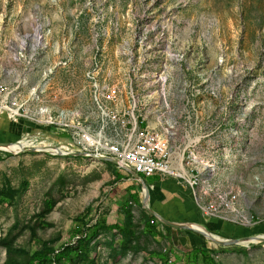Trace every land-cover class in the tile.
I'll list each match as a JSON object with an SVG mask.
<instances>
[{
    "label": "rangeland",
    "instance_id": "374dc122",
    "mask_svg": "<svg viewBox=\"0 0 264 264\" xmlns=\"http://www.w3.org/2000/svg\"><path fill=\"white\" fill-rule=\"evenodd\" d=\"M95 61L98 67H93ZM162 83H167L166 99ZM94 84L114 86L118 101L104 96L106 108L122 101L127 108L134 93L145 107L138 116L150 121L162 117L174 143L183 139L189 87L196 86L190 105L201 116L210 119L217 114L224 121L197 140L200 169L205 164L215 167V194L232 191L239 196L230 208L214 205L226 220L222 233L234 237L239 228L251 234L233 223L246 210L250 217L264 218V0H0V101L6 96L15 103L9 107H20L18 113L4 108L0 112L28 119L31 133L38 135L35 127L47 126L39 122L47 117L40 108L73 109L79 111L74 120L78 127L93 121L88 108ZM23 134L13 138L15 148H21ZM39 139L73 150L69 144ZM111 163L92 156L0 150V188L5 179L21 188L12 202L0 203V239L26 250L40 248L31 237L33 229L39 240L58 248L76 243L70 231L81 212L88 210L89 224L99 215L108 223L120 221L122 195L139 182L124 171L128 178L116 181L117 167ZM140 177L145 183L159 179ZM141 191L139 186V204L132 202L131 211L142 250L116 257V263L164 264L159 253L165 255L168 248V264H193L189 251L210 241L179 228L171 229L169 239L147 234L143 222L148 212L141 207ZM174 195L181 209L171 218L199 221L201 214L189 192L177 188ZM46 200L53 207L40 217ZM207 226L221 233L220 222ZM157 227L165 233L163 224L158 222ZM114 234L101 230L90 238L100 262L112 264L108 243L111 239L118 243ZM243 248L221 249L212 256L217 264H264V242ZM5 258V246L0 244V264Z\"/></svg>",
    "mask_w": 264,
    "mask_h": 264
},
{
    "label": "built area",
    "instance_id": "2783aa9c",
    "mask_svg": "<svg viewBox=\"0 0 264 264\" xmlns=\"http://www.w3.org/2000/svg\"><path fill=\"white\" fill-rule=\"evenodd\" d=\"M93 67H98L96 61ZM91 70L92 68L88 71L91 72ZM90 81H98V78L90 79ZM88 85L90 87V83ZM166 86L167 83H162L163 99H166L164 98V88ZM90 93L93 103H91L88 111H92L93 121L81 123L75 128H51L57 132L56 135H54L55 132L54 134L52 132L49 133L50 128H48L50 129L49 131H44L53 134L59 140L67 141L72 147V151L82 150L99 155H107L141 176L159 175L181 182L189 189L202 217L223 221V215L216 214V206L214 204L206 205L197 202L196 177L186 175L184 169V156L189 150L190 142L206 137L212 128L224 125V121H219L218 117H216L217 114L215 118L209 119L207 116L198 114L196 106L190 105V97H196V86L190 85L189 87L188 103L182 123L184 142L179 147L160 145L156 142L155 135L153 138H145V129L142 123L138 121V114L139 112H145V107L139 103L134 93L133 101L128 102V107L123 111L109 110V108L102 107L99 104L100 96H114V86L100 87V89L90 88ZM8 104L15 103L8 101L6 96H2L0 108L13 110ZM163 109H167V106H163ZM22 111L25 110L22 109ZM12 112L14 113V111ZM207 120H209V123H207ZM145 140L155 141V148H145ZM160 146H167V154H160ZM117 167L125 172L121 167ZM213 195L221 197V205L228 207L235 206V202L239 197L232 191L218 192V194ZM233 224L252 227L258 223H256V217H250L246 210L241 220H237V223Z\"/></svg>",
    "mask_w": 264,
    "mask_h": 264
},
{
    "label": "trees",
    "instance_id": "16d2710c",
    "mask_svg": "<svg viewBox=\"0 0 264 264\" xmlns=\"http://www.w3.org/2000/svg\"><path fill=\"white\" fill-rule=\"evenodd\" d=\"M142 126L144 127L145 125ZM36 127L41 128L36 130H39V134L41 135V137H43L44 140H49V143L58 146L68 145L67 141L59 140L53 134H49L44 131H49L51 128L55 127H49L50 129L41 125H38ZM39 138L40 137L35 138L34 145L40 143L41 140ZM117 168L115 172L116 181L127 179L128 177H125V175L122 174V171ZM139 186H137L136 188L128 187L129 189L125 191L126 194L122 195V197H124V200L121 205L120 211L123 217L120 221L108 223L104 215H99L94 222L89 224L85 221L88 210L77 215L73 220L74 225L70 231L71 237L76 239L75 244L65 242L62 243L58 248H55L50 245L49 241L39 240L38 237H36L35 231L33 229H31V237L36 241V243H40V248L34 247L30 250H26L22 247L14 246L13 244L7 243L0 239V244L4 245L6 249V258L2 264H106V261L100 262L96 253L92 251L89 242L90 238L101 230L114 231L115 234L113 236L117 235L119 238L117 244H114L115 240L113 239H111L108 243V246L110 248L109 258L112 261V264H117L116 257L121 258L129 251L137 252L142 250V248L137 244L136 241V224L133 221V214L131 211L132 202L139 204ZM20 191L21 188L12 187L9 180L5 179L0 188V203L12 202V200ZM52 207L53 202L50 200H46L45 209L39 216L43 217L44 214L52 209ZM146 215L147 217L143 222V230L152 237H155L157 234H162L163 236L168 235L167 238L169 239L170 231L174 227L163 224V228L165 230V233H163L160 229H158V222L156 221L155 217L149 215L148 213H146ZM223 221L226 222L225 220ZM204 225L210 231H212L210 227L207 226V222L204 223ZM208 243L209 245H197L195 246V248H192L189 251V258L192 259L193 264H217L212 254L218 252V250L221 249H232L235 251L245 250V248L239 245H233L232 247L228 248V246L216 245L211 242ZM167 249L168 248H166V254L168 256L169 252H167ZM166 254L164 255L163 253H159L160 259L164 261V264L171 263V261H169V258L166 257ZM20 255H25L26 258L19 259Z\"/></svg>",
    "mask_w": 264,
    "mask_h": 264
},
{
    "label": "bare ground",
    "instance_id": "6f19581e",
    "mask_svg": "<svg viewBox=\"0 0 264 264\" xmlns=\"http://www.w3.org/2000/svg\"><path fill=\"white\" fill-rule=\"evenodd\" d=\"M152 82H153V80H152ZM151 85H154V84H151ZM95 87H96V89H100V88H98L97 85H95ZM102 87H105V86H102ZM156 92H157L156 90H154L153 92H150V97L152 98V96ZM103 97L104 96L99 97V104L102 107H107V105L105 104V102H107V101L103 100ZM109 98H111L113 102L118 101L116 99V95L109 97ZM44 108H42V109L40 108V111L43 114L46 113L47 117L43 121H39V120H37V121L45 123L47 126L55 127L57 129H68V128H75L76 127L74 125V120L79 117V111L78 110H75V111L73 109L52 110V109H47L46 107H44ZM18 109L19 108H13V110H11V111H14V113H18L19 112ZM125 109H126V106L124 105V101H122V103H120V105H118V104L115 105L114 108H109V110H113V111H123ZM44 111H45V113H44ZM86 120H88V119H86ZM138 121L140 123H142V125H145L143 127L145 129V138H153V136L155 135V140L160 145H169L170 147H179L184 142V135H183V139L179 140L178 143H174L173 141L172 142L170 141L172 135L170 133L166 132V127L164 125V120L162 119V117H158L157 119H155V121H150L145 116H142V117L138 116ZM182 134H183V131H182ZM197 145H198V141H191L189 150L187 151V154L184 156V169L186 171V175H189L190 177H196V190L198 191L197 202L199 204H206V205L217 204V206L219 208L228 207L225 205H221V201H217V198L214 197L213 194H215V191H216L215 187L213 186V180H214V176H215V167L213 165L205 164L202 167V169H200L199 163L202 161H200L196 157L195 149H196ZM52 146L53 145H48L46 143H42L39 145L37 144V145H31V146H27V147H36V148H39L42 150L44 148H47V149L52 148L54 150V148ZM54 147H56V146H54ZM1 148L8 149V150H11L14 152L22 149V148L18 149V148L12 147V146H3ZM145 148H155V141L145 140ZM60 150L68 151L66 149H60ZM51 154H53V153H51ZM160 154H167V146H160ZM199 156H200V154H199ZM217 178H218V176H217ZM217 182H219V181H217ZM200 185H202L201 188H200ZM230 207L231 206H229L228 208H230ZM216 214L220 215L218 211H216ZM192 226L202 229V227H200L196 224H193ZM215 235H216L215 237H217V236L222 237L218 234H215ZM260 237H264V235L258 236V237H253V238L241 239L240 244L244 245V246H248L250 243L256 244L260 240L259 239Z\"/></svg>",
    "mask_w": 264,
    "mask_h": 264
},
{
    "label": "crops",
    "instance_id": "0c3cea01",
    "mask_svg": "<svg viewBox=\"0 0 264 264\" xmlns=\"http://www.w3.org/2000/svg\"><path fill=\"white\" fill-rule=\"evenodd\" d=\"M28 121H29L28 119H24L20 117H17V118L10 117L8 113H5V111L0 112V141L9 140L11 141L10 146L15 147V144L12 143L13 138L19 137V134L24 132V134L20 136L21 138H20L19 146L23 148L24 146L27 147V146L34 145L35 138L41 137V135L40 134L36 135L35 132L31 133V129L28 128V124H27L29 123ZM39 144H41V142ZM147 185L149 186V189H150V200H149L150 206L155 211H157L162 216H164L165 218L169 217V219L175 215L174 213L176 210L181 209V205L174 195L175 189L179 188L181 190H187L189 192V190L186 189V187H184V185L181 182L175 179L161 177V176H159V179L154 181V183H147ZM261 219H264V218H261ZM192 220L194 219H190V221ZM201 220L202 218H200L199 221ZM207 222H210V224L211 223L214 224L217 221L215 219H209ZM222 224L223 223L220 224L221 234L225 236L230 235V233L229 234L222 233V229H223ZM253 229L254 230H251V232H257L256 235L258 236L263 235L264 234V220L261 223L256 224L253 227ZM234 232H236V234L240 232L244 234L243 233L244 231H240L239 229Z\"/></svg>",
    "mask_w": 264,
    "mask_h": 264
},
{
    "label": "water",
    "instance_id": "95a60500",
    "mask_svg": "<svg viewBox=\"0 0 264 264\" xmlns=\"http://www.w3.org/2000/svg\"><path fill=\"white\" fill-rule=\"evenodd\" d=\"M35 128H37V127H35ZM10 144H11V141H9V140L0 141V150L5 151V152H9V153H13V154H17V153L25 152V151H43L46 153H53V154L62 155V156H66V155H68V156H92V157H95V158L100 159V160L112 162L115 165L124 169L127 173H129L130 176L133 179H135L136 182L137 181L139 182L138 184L140 185L141 190H142L141 191L142 192L141 207L144 210H146L150 215L155 217L158 221H160L163 224H167V225L172 226L174 228H179V229L190 230V231L196 232V233L202 235L204 238H206L207 240H209L210 242H212L216 245H222V246L240 245L241 239L258 237V235H256V234H253V235L249 234V235H243V236H238V237H236V236H234V237H218V236L215 237L216 235L214 233L210 232L204 225H202L200 223H196L194 221H176V220H171V219L165 218L164 216H162L160 213L155 211L150 206V203H149L150 189H149V186L147 185V183H145L143 181V179L140 177L139 174H137L133 170L125 167L121 162L114 159L113 157H110L107 155H99L96 153L82 151V150H80V151H62L58 147H54V146H52L54 148V150L52 148H50V149L44 148L42 150V149H39L36 147H24V148H22L16 152L1 148L3 146H10ZM193 224L201 226L202 229L193 227L192 226ZM245 233H248V232H245ZM259 239L260 240L258 242H264V237H260Z\"/></svg>",
    "mask_w": 264,
    "mask_h": 264
},
{
    "label": "clouds",
    "instance_id": "9594fccd",
    "mask_svg": "<svg viewBox=\"0 0 264 264\" xmlns=\"http://www.w3.org/2000/svg\"><path fill=\"white\" fill-rule=\"evenodd\" d=\"M37 129H39V128H37ZM41 129V128H40ZM67 156V155H66ZM117 166V165H116ZM126 172V171H125ZM141 176V175H140ZM186 189H188V188H186ZM189 190V189H188ZM190 192V191H189ZM141 194H142V192H141ZM191 194V193H190ZM191 197H192V195H191ZM193 199V198H192ZM194 202V201H193ZM195 203V202H194ZM195 206H196V204H195ZM197 207V206H196ZM198 209V208H197ZM256 216V215H255ZM257 217V216H256ZM201 218H202V220L201 221H194V222H196V223H200V224H202V225H204V223H206L209 219H206V218H204V217H202V215H201ZM258 219H260V222L259 223H261L264 219H261V218H259V217H257ZM156 219V218H155ZM169 219V218H168ZM211 219H214V218H211ZM171 220H173V219H171ZM216 221H220L221 223L222 222H224V221H221V220H217V219H215ZM156 221L157 222H160V221H158L157 219H156ZM176 221H179V220H176ZM188 221H190V220H188ZM161 223V222H160ZM258 223V224H259ZM161 224H163V223H161ZM205 226V225H204ZM238 226H240V225H238ZM255 226V225H254ZM254 226H252V227H247V229L249 230V232L251 233L250 235H253V234H257V232H251V230H254L253 229V227ZM206 227V226H205ZM207 228V227H206ZM208 229V228H207ZM239 229V228H238ZM181 230H184V229H181ZM209 230V229H208ZM240 230V229H239ZM210 231V230H209ZM240 231H244V230H240ZM193 232V231H192ZM210 232H212V233H214V234H218V235H220V236H222V237H228V236H231V235H227V236H224V235H222L221 233H218V232H213V231H210ZM196 233V232H195ZM196 234H198V233H196ZM200 235V234H199ZM243 235H249V233H244V234H235L234 236H236V237H238V236H243ZM200 236H202V235H200ZM232 237V236H231ZM209 241V240H208ZM212 243V242H211ZM214 244V243H213ZM251 244V243H250ZM222 246V245H221ZM233 246V245H232ZM240 246V245H239ZM243 246V245H242ZM244 247V246H243Z\"/></svg>",
    "mask_w": 264,
    "mask_h": 264
}]
</instances>
